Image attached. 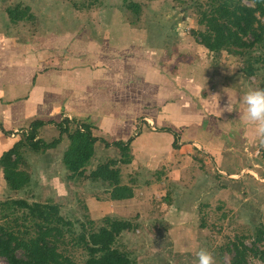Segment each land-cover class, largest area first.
<instances>
[{
  "label": "rangeland",
  "instance_id": "374dc122",
  "mask_svg": "<svg viewBox=\"0 0 264 264\" xmlns=\"http://www.w3.org/2000/svg\"><path fill=\"white\" fill-rule=\"evenodd\" d=\"M222 1L0 0V42L9 39L13 51L10 56L9 46H0L3 76L10 74L9 68L14 60L24 70L37 64L25 62L27 55L31 58V52L36 60L42 55L43 62L40 61L43 65L55 64L54 51L58 57L66 59L67 56L68 62L73 61L68 64L78 65L77 53H85L90 41L101 42L102 35H105L103 26L97 24L123 22L130 25L127 29L125 27L129 36L138 39L148 52L131 46L130 53H134L137 63L153 60L162 75L167 77V88L171 85L169 82H173L171 75L179 78L189 75L197 85L190 91L188 80L174 83L175 99L164 108L162 119L157 111L159 108L151 112L149 105L147 113L136 111V114L143 113L139 115L141 119L130 114L123 120H116L120 127L119 136L124 139L135 136L140 130L144 132L140 138L142 145L131 146L130 152H135L128 163L119 161L118 149L106 152L108 146L97 139L94 143L101 152L91 155L81 174L69 176L62 157L70 141L62 134V139L67 141L58 142L51 149L33 151L24 147L20 150L22 162L18 167L29 175V181L21 189L9 190L0 168V203L8 199H24L46 207L53 205L58 216L69 221L70 224L62 226L63 236L56 242V249L74 264L83 263L87 257L83 244L78 242L79 235L83 233L88 239L90 232L97 231L106 220L112 219L129 222V228L115 237L112 247L125 253L135 264H196V251L201 247L213 253L216 264H232L234 244L247 248L243 264H264L258 255L253 254L264 251V146L256 141L254 124L243 120V107L232 95V89L243 91L249 87H264V46L256 44L242 49L241 53H233L234 48L211 51L191 35L192 30H204V25L198 23L202 13ZM240 1L254 6L251 0ZM134 2L138 9L129 10L127 5ZM14 7L25 11L28 17L11 22L6 10ZM256 16L264 22L263 17ZM245 38L249 39V36ZM22 45L25 50L26 45L31 47L26 52L17 48ZM47 45L53 48L47 51ZM4 51L8 56H3ZM49 57L51 62H47ZM228 66L235 68L230 70ZM249 66L253 69L251 75L246 72ZM140 85H136V91L128 85L131 110H136L134 103H137ZM224 89L233 102L231 112H220L228 103ZM145 97L149 104L155 103ZM42 98H36L38 107L34 113L39 112L37 115L50 126H39L36 138L51 141L59 133L53 125L55 121L43 113L46 102ZM98 98L100 103L109 97L99 95ZM113 110H116L115 104H103L97 109V115L104 120L101 124L105 130L116 126L113 118H107L111 117ZM73 114L75 116L71 115V118L75 122H89L88 117ZM57 117L50 118L59 120ZM29 123L28 119L21 127L12 126L8 129L10 135L0 134V154L11 139H23L22 132L29 131ZM67 127L71 132L75 128L74 122ZM160 128L171 129L177 135L175 147L168 144L164 147L161 132L167 131ZM150 133L157 146L147 140ZM148 147L153 148V154L160 152L159 157L145 154ZM112 160L111 167L119 169L122 181L132 188L133 195L124 201L110 197L112 185L108 180H93L89 176L99 165ZM25 214V209L9 215L7 210L1 211L0 208V224L14 226L13 219L17 218L18 226L14 228L25 226L30 234H34L33 220L25 219ZM0 264H7L3 257H0Z\"/></svg>",
  "mask_w": 264,
  "mask_h": 264
},
{
  "label": "trees",
  "instance_id": "16d2710c",
  "mask_svg": "<svg viewBox=\"0 0 264 264\" xmlns=\"http://www.w3.org/2000/svg\"><path fill=\"white\" fill-rule=\"evenodd\" d=\"M251 1H253L254 6L243 4L240 0H223L218 6L204 11L198 23L204 25L205 28L204 30L191 31L194 40L208 50L218 51L234 48L233 53H241L242 49L250 48L256 44H263L264 46V22L256 16L258 14L264 18V0ZM127 7L129 10L136 11L139 6L134 2L129 3ZM6 13L11 22H17L28 17L25 11L15 7L7 9ZM246 36H249V39H246ZM246 72L251 75L253 73L252 67L249 66ZM70 122H74L75 125L71 132L67 127ZM43 124L45 122L41 119L32 120L29 131L22 133L23 139L15 141L11 147L0 154L2 177L11 191L21 189L29 181L28 173L18 167L19 163L22 162L20 150L24 147L33 151L52 148L60 142L62 134H65L70 141L62 157V163L70 172L69 176L74 173L81 174L84 165L92 155L93 143L97 139H101V142L106 146L114 145L118 148L120 162L128 163L132 158L129 148L133 139L132 136L125 141L116 140L109 143L101 137L92 135L93 124L91 121L75 122V119L65 117L59 122H54L59 131V136L45 142L41 138H36L38 135L37 128ZM1 130L4 133H9L3 128ZM160 130L167 131L173 136L172 146L175 147L177 135L168 128H160ZM111 164H114V160L99 165L90 172V178L108 180L112 185L110 193L112 199L131 197L133 195L132 188L120 183V170L111 167ZM0 208L1 211L7 210L9 215H14L18 210L25 209L24 218L33 220L32 226L35 229V233L30 234L25 226L22 229L14 228V226H18L17 218L13 219L14 226L0 224V257H3L7 264H74L56 249V242L63 236L62 226L70 223L58 216L55 206L46 207L38 202L28 203L24 199H8L0 203ZM21 216L23 217V214ZM129 226L128 221L112 219L106 220L105 225L97 231L90 232L88 239L84 238V234L81 233L78 242L81 241L87 252L86 260L81 264H135L129 260L125 253L112 247L115 237L121 231L128 229ZM233 247L235 256L232 259V264H243L246 246L239 247L234 244ZM253 254L258 255L264 262V251H259V253L257 251Z\"/></svg>",
  "mask_w": 264,
  "mask_h": 264
},
{
  "label": "crops",
  "instance_id": "0c3cea01",
  "mask_svg": "<svg viewBox=\"0 0 264 264\" xmlns=\"http://www.w3.org/2000/svg\"><path fill=\"white\" fill-rule=\"evenodd\" d=\"M97 25L103 26L102 30L105 31V35H102L104 37L102 38V40H100L101 42H93V40L90 41V45L88 46L89 48H87V51L85 53H77V55L79 56H76L75 58L77 59L76 64L78 65L68 64L73 63V61L68 62L69 58L67 56L66 59H64V56L63 58L58 57L59 54L56 53V51H54L56 57L53 59L55 61V64L47 63L46 65H43L42 55H40L39 59L36 60L34 56L35 54L31 52V58H29V56L27 55L24 58L25 62H37V64L39 63L43 66L35 64L33 67L30 66L31 69L27 70V68H25L24 70V67L17 66L14 60L13 65L11 67L9 65L10 74H4L3 76L1 74L3 71L0 70V110H4L0 113V134H5V136L10 135V131H8L9 128L12 129V126L21 127L23 122H26L28 119L29 122L35 119H44L43 117H39L37 115V113L39 112L34 113L38 107L35 103V100L36 98L41 96L43 97L42 101L46 102V106L43 108V113L46 114V116L48 115L49 120L59 122L62 117L71 118V115L75 116L73 114L75 113L85 118H89L87 120L91 121L93 124V128L91 129L93 136L101 137L105 139V141L107 140L106 142L109 143L116 140L125 141L126 139L119 136L120 127L118 126L119 123L116 122V120H123L124 117H129L130 114H136V111L137 113H147V107L149 105L151 106L149 107V110L151 112H153L154 109L159 108L157 111L161 113L162 119L164 114L163 112L165 111L164 108L169 107V105H171L173 103V100L175 99L173 98V93L175 94V92L177 91L174 83L177 84V81H181L183 83L185 80H188L191 88L190 91L197 87V85L189 79L191 78V76L189 75H181L182 77L179 78L178 76L173 77V75L166 72L167 75H171L170 78L173 81L169 82L171 83V85L167 88L166 83L168 79L165 75H162L160 67H158L157 64L153 62V60H149L148 62H146L142 59L144 63H137L138 60L135 59L136 56H134V53H130L131 46L140 47L145 53L147 52V50L142 47V43H140L138 39L132 38L133 35L129 36V31H126L127 26L129 25L128 23L111 22L101 23ZM101 34L102 33H100V35ZM133 34L138 36V38L141 37L138 33ZM8 42L9 39L2 40L0 42V46H9L11 56L13 51L11 44ZM91 42H93L94 44ZM131 43L135 45H132ZM17 46L19 45L17 44ZM30 47L31 45H26L27 50H25V45L17 48H22L27 52L28 48ZM47 47V51H50V49L53 48V46L52 48H50L48 45ZM13 49H15L14 51H16V48ZM43 51L44 50H42L41 52ZM48 53L52 55V53ZM60 53L65 55V53L63 52ZM4 55L8 56L6 51L3 52V56ZM66 55L70 56L67 53ZM152 58L155 59L153 56H151V59ZM51 61L52 60L49 57L47 62ZM145 63L147 64L145 65ZM48 65H51V67H48ZM130 66H132L131 69ZM134 73L139 76V78L137 77L138 79L136 78ZM139 82H141V85L138 84ZM146 84L147 86L145 87ZM172 84L173 87H171ZM128 85L133 88V91H136V85H140L138 87L139 90L137 91V103H134L136 110H131L129 108L131 101L128 98L130 94ZM148 91L150 94L148 93ZM99 95H106L109 98L106 99V102L99 103ZM145 96L149 97L150 101H154L155 103L149 104L145 100L147 99ZM103 104H115L116 110L112 111L113 114L111 113V117H107L113 118L112 121L116 122V126H113V129L105 130L101 124L104 120L97 115V109ZM173 110L174 108L172 107V111ZM151 112L149 113L153 114ZM141 114L143 113L136 114V118L141 119L142 117L139 116ZM155 114L153 118L155 117ZM54 115H57L59 117V120L50 118ZM6 121H8V123ZM44 126L48 128L50 125L44 124ZM2 128L9 133L2 132ZM57 132L59 133V131ZM143 134L144 132H141L140 130L139 133H137L135 136L130 135L129 137L132 136L133 139L129 144V148H131L133 144H135L136 146H138L139 143L141 144L140 138ZM161 134L163 135L162 138H164L165 141L164 147H167L166 144H168L169 147H172L171 145L173 142V136L169 132H161ZM108 137H111L113 139H109ZM147 137H149L147 138V140H152V143H150L151 145L155 144V146H157L156 141L153 140L152 133L147 134ZM108 140H111V142ZM44 141L49 142L48 140ZM66 141L61 137V143H64ZM14 142L15 140L11 139L8 144L9 146L3 151L11 147ZM95 143L93 144L92 156L93 154H96L97 151L101 150L98 147L96 148ZM107 148L108 149H106V152L110 149H118L114 145H110ZM159 150L163 151L162 149ZM141 151L142 150H139V152ZM152 151L153 148L148 147L145 152H142H144L145 154H151ZM134 152V150L130 152L131 155ZM158 154L160 155V152ZM158 154L156 155V153H152V156H155L154 158H158ZM145 158L147 159V157ZM120 181L125 184L122 179ZM125 199L128 198L120 200L124 201Z\"/></svg>",
  "mask_w": 264,
  "mask_h": 264
},
{
  "label": "clouds",
  "instance_id": "9594fccd",
  "mask_svg": "<svg viewBox=\"0 0 264 264\" xmlns=\"http://www.w3.org/2000/svg\"><path fill=\"white\" fill-rule=\"evenodd\" d=\"M228 68L231 70L235 67L228 66ZM225 92L228 96V103L224 109H220V112L224 110L231 112L233 110V102L230 99L229 92ZM232 95L237 97L238 103L243 107V120L255 125L254 134L256 141L264 146V87H249L243 91L232 89ZM196 257V264H216L215 256L207 248H199L196 251Z\"/></svg>",
  "mask_w": 264,
  "mask_h": 264
},
{
  "label": "water",
  "instance_id": "95a60500",
  "mask_svg": "<svg viewBox=\"0 0 264 264\" xmlns=\"http://www.w3.org/2000/svg\"><path fill=\"white\" fill-rule=\"evenodd\" d=\"M232 175H230V177H231Z\"/></svg>",
  "mask_w": 264,
  "mask_h": 264
}]
</instances>
